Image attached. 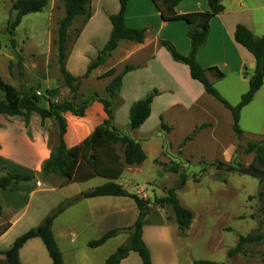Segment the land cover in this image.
Listing matches in <instances>:
<instances>
[{"label":"crops","instance_id":"crops-1","mask_svg":"<svg viewBox=\"0 0 264 264\" xmlns=\"http://www.w3.org/2000/svg\"><path fill=\"white\" fill-rule=\"evenodd\" d=\"M51 1L48 0L49 9ZM256 3L255 0H221L224 11L211 19L206 42L196 55V61L203 69L216 68L221 73V76L215 77L207 72V78L212 86L225 82L218 94L230 106L237 105L241 96L248 91V80L255 68L253 56L235 42V28L238 24L245 26L256 41L264 33V5L259 0ZM89 11L90 17L85 22L83 18H76L72 22V30L78 23L80 25L72 40V47L68 50L65 68L76 78L84 76L89 64L107 43L112 31L109 17L118 13L119 2L91 0ZM207 11V0H182L175 7L178 15ZM124 22L129 28H145L143 43L121 41L107 61L93 70L90 73L92 77L89 74L85 81H89V84L91 80L96 81L101 88L92 90L102 93L112 79H100L102 74L114 69L117 75L126 65L134 67L122 78V86L114 107V127L120 130L129 127L131 105L154 90L157 92L151 103L149 118L129 134L146 154V160L142 164L144 165L151 158L153 160L158 157L162 151V148L154 145L143 146L142 142L149 140L151 136L150 131L145 129L146 123L151 119L153 123L157 122V127L152 125L153 135L157 134L165 139L167 132H162L161 123L169 128L176 125L175 118L170 120L168 116L171 111L179 117L178 115L184 116L194 107L204 110L199 101L213 98L204 92L201 84L190 78L188 67L173 61L160 45L161 40L169 41L180 55L187 56L190 42L187 37L189 26L186 22H162L152 0H128ZM263 87L264 79L253 99L240 112L239 128L244 135L264 137ZM63 118L66 123L64 143L70 149L90 136L107 119V115L100 103L93 102L87 107L83 117L65 113ZM51 124V120L42 122L36 114L30 116L27 126L22 117L0 115V169H4L0 175L9 172L32 177L28 182L0 190V227H5L0 234V252L9 249L17 237L38 226L64 200L110 181L122 185V177L128 167L124 168L118 180L94 177L66 185H61L60 181L54 186L46 184L40 172L42 164L51 153L48 147V127ZM128 192L140 196L138 191ZM140 197L148 199L145 195ZM149 207L152 208L150 205ZM137 217L136 206L129 198L80 199L54 219L51 231L64 264H104L126 242L128 234L120 233L94 249L88 248L87 244L110 230L130 228ZM176 232L178 227L175 220H167L163 208L152 209L144 217L141 237L150 253L152 264H180L174 251L173 240ZM19 261L20 264H52L39 238L30 239L22 246ZM120 264H142V261L137 253L130 252Z\"/></svg>","mask_w":264,"mask_h":264},{"label":"rangeland","instance_id":"rangeland-1","mask_svg":"<svg viewBox=\"0 0 264 264\" xmlns=\"http://www.w3.org/2000/svg\"><path fill=\"white\" fill-rule=\"evenodd\" d=\"M13 1L0 0L1 81L25 93L32 88V92L41 97L40 105L43 107L47 106L52 90H55L51 95L54 102L72 100L74 94L63 85L56 56L58 22L64 16L62 0H52L50 9L46 5L39 13L22 17L14 31V47L7 31V22L15 15L11 11ZM259 1L264 5V0ZM79 25L72 30L71 24L68 30L67 53ZM70 60L72 65V56ZM85 80L75 94L76 104H79L78 100H86L93 92L92 88H101L96 81L91 80L89 84ZM224 83H217L213 88L218 92ZM261 92L264 102V87ZM2 97L0 92V99ZM199 104L204 110L194 107L179 117L172 111L168 114L170 120L175 118L176 125L169 128L161 123L162 132H167L165 139L153 135V126L157 127V122L153 123L151 119L146 123L145 129L151 136L142 142L143 146L154 145L162 151L153 160L149 155L151 159L142 166L128 167L121 186L127 192L138 191L140 196L145 195L153 210L159 208L153 201L154 197L163 198L169 189H175L179 203L193 214L190 227L184 233L178 230L174 235L175 257L180 264L198 260L264 264V206L261 196L264 167L256 166L253 153H247L249 143L264 142V137L243 133L236 136L227 109L211 98L201 99ZM51 122L48 127L50 152L59 139L58 126L54 120ZM117 130L130 137L129 127ZM118 153L121 154L119 149ZM174 167L178 168L176 172L169 171ZM44 180L53 186L62 182L55 176ZM163 210L167 220L174 222L170 207L165 206ZM241 236L255 238V241L242 246L239 252L228 258L227 252L236 247ZM2 262L3 256H0V264Z\"/></svg>","mask_w":264,"mask_h":264},{"label":"trees","instance_id":"trees-1","mask_svg":"<svg viewBox=\"0 0 264 264\" xmlns=\"http://www.w3.org/2000/svg\"><path fill=\"white\" fill-rule=\"evenodd\" d=\"M182 0H152L155 9L158 11L162 22H174L182 20L189 26L187 37L190 42V50L187 56L180 55L174 46L166 40H161L160 45L170 54L173 61L184 64L189 69L190 78L204 89V92L212 97L215 101L227 109L232 117V130L236 136L240 137L242 131L239 128V117L243 107L248 105L253 99L255 93L260 89L264 79V33L262 37L256 41L252 32L245 26L238 24L234 31V40L237 44L248 51L254 58L255 68L248 80V91L243 94L240 101L235 106H230L218 92L213 88L207 78V72L213 76H221L216 68L208 70L203 69L196 61L197 52L205 44L209 33V23L211 19L221 14L224 7L221 0H207L208 11L197 12L185 15H178L175 7ZM119 11L117 14L109 17L112 31L105 46L98 52L96 58L89 64L86 73L82 78L73 77L65 68L67 58L66 42L68 39V30L72 22L76 18H83L85 22L90 17L89 6L91 0H62L64 8V16L58 22L57 39L55 41L57 49V63L60 76L64 87L72 94V100L63 102H54L52 93L49 92L47 106L40 105L41 97L32 92V88L28 92L17 90L0 79V92L3 97L0 99V115L8 117H22L25 125H28L29 117L36 114L43 122L46 119L54 120L58 126L59 139L56 146L51 150L49 158L42 164L40 176L42 179L55 176L62 182L61 185L73 182L86 181L94 177L108 178L110 180H118L125 167L140 166L146 160V154L142 150L140 144L127 135H122L114 127L113 112L118 95L122 86L123 76L132 71L134 67L124 66L121 73L115 75V70L111 69L102 74L99 78H112L109 84L104 88L102 96L100 93L93 91L89 93L86 100L76 104L77 92L81 87L84 79L97 67L103 65L111 56L112 52L117 48L121 41L133 43H143L145 28H129L125 25L124 17L128 0H118ZM48 4V0H15L11 4V11L15 15L13 20L7 22V31L10 35L11 44L14 47V31L20 24L22 17L39 13ZM157 92L154 90L145 98L134 102L129 109V128L136 130L141 127L150 116L151 103ZM98 102L103 106V110L107 115V119L97 126L90 136L85 138L79 145L68 149L64 143V134L66 132V123L63 118L65 113H71L76 117H83L87 107ZM118 149L121 154L118 153ZM247 153H253L254 164L258 167H264V142H251L248 144ZM177 167L170 169L176 172ZM4 169H0V173ZM32 179L30 175L20 173L5 172L0 175V190H6L11 185L28 182ZM264 206V190L261 194ZM95 197H123L131 199L138 211V217L135 223L127 229H114L102 235L99 239L90 241L88 248L94 249L102 246L106 241L115 237L119 233L127 232L128 238L125 244L121 245L111 254L104 264H120L130 252H135L140 257L142 264H152L148 249L142 241V221L148 215L152 208L149 207L148 200L127 192L121 185L110 181L92 190L82 192L80 195L66 199L41 221V223L29 229L27 232L17 237L12 245L4 252H0L3 256L2 264H20L19 251L22 246L30 239L39 238L52 264H64L62 255L53 238L51 227L54 219L60 215L65 209L77 203L80 199H88ZM153 201L159 208L165 206L170 207L178 230L184 233L191 225L193 214L183 207L175 194V189H169L163 198L154 197ZM1 213V209H0ZM5 227H0V234ZM255 238L239 237L235 248L227 252L230 258L239 252L242 246L252 243ZM192 264H224L213 261L198 260Z\"/></svg>","mask_w":264,"mask_h":264}]
</instances>
